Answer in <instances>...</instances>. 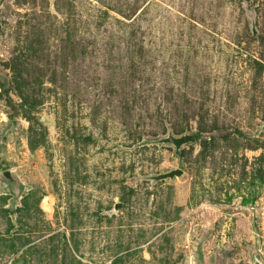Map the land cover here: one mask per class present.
<instances>
[{
	"label": "rangeland",
	"instance_id": "obj_1",
	"mask_svg": "<svg viewBox=\"0 0 264 264\" xmlns=\"http://www.w3.org/2000/svg\"><path fill=\"white\" fill-rule=\"evenodd\" d=\"M0 264H264V0H0Z\"/></svg>",
	"mask_w": 264,
	"mask_h": 264
},
{
	"label": "water",
	"instance_id": "obj_2",
	"mask_svg": "<svg viewBox=\"0 0 264 264\" xmlns=\"http://www.w3.org/2000/svg\"><path fill=\"white\" fill-rule=\"evenodd\" d=\"M251 31H252L253 34L256 33V29L253 26L252 22H251ZM192 139H193V136L190 135V134H185V135H182V136H179V137H173V136L169 135L168 137L164 138L163 141L172 142L175 145L176 152H178V147L180 146L181 143L186 142V141H190ZM180 174H181V170L180 169H174V170H171V171H169L167 173L160 174L157 177H171V176L180 175Z\"/></svg>",
	"mask_w": 264,
	"mask_h": 264
},
{
	"label": "built area",
	"instance_id": "obj_3",
	"mask_svg": "<svg viewBox=\"0 0 264 264\" xmlns=\"http://www.w3.org/2000/svg\"><path fill=\"white\" fill-rule=\"evenodd\" d=\"M263 228V227H262Z\"/></svg>",
	"mask_w": 264,
	"mask_h": 264
}]
</instances>
